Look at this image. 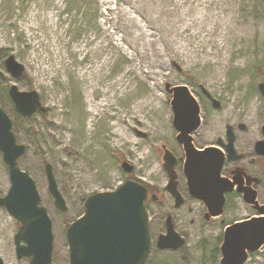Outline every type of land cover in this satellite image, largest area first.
<instances>
[{
    "label": "rangeland",
    "instance_id": "rangeland-1",
    "mask_svg": "<svg viewBox=\"0 0 264 264\" xmlns=\"http://www.w3.org/2000/svg\"><path fill=\"white\" fill-rule=\"evenodd\" d=\"M182 2L0 0V101L13 121L18 143L26 146L18 165L34 179L52 220L54 264L70 263L66 230L84 213L89 195L115 190L130 177L159 192L166 190L169 176L164 168L163 146L177 159L183 156L175 170L178 189L186 202L174 207L168 192L162 199L149 200L153 243L145 264H220L226 225L244 218L248 212L238 205V209L226 211L224 223L220 219L208 222L203 203L190 196L183 171L184 152L176 139L171 94L166 84L187 85L200 101H204L202 87L206 88L222 102L221 109L210 115L216 127L226 121H243L257 134L256 128L264 117V102L257 88L264 81V7L261 0H208V5L214 11L218 9L221 20L231 29L223 37L229 50L228 67L218 80L213 70L201 65L184 68L185 62L177 56L183 43L179 28L188 21L194 24L191 31L200 28L198 15L195 11L188 13ZM205 14L210 15L209 10ZM11 55L25 66L23 79L17 80L7 71L4 61ZM222 55L220 50L218 56ZM238 60L244 61V67H235ZM126 71H130L128 78L133 80V95L124 94L121 88L124 82L118 83ZM143 72L145 75L147 72V77H143ZM218 81L226 91H220ZM12 83L21 91L36 90L48 112L21 116L8 95ZM88 90H96L91 97L95 101L102 99L106 90V96L115 95L111 102L117 112L129 114L126 122L129 133L147 142L146 161L137 162L129 147L108 146L112 119H106L97 135L88 140V132L83 129L90 116L84 110ZM145 98L157 99L149 106L152 111L149 127L140 124L132 113L133 105ZM229 98H234L232 107ZM159 114L167 122L165 129L155 125L160 123ZM157 132L163 135L155 138ZM88 143L91 146L85 148ZM197 145L201 146L198 142ZM123 162L133 166L132 173L124 170ZM46 164H51L66 200L65 212L55 206L48 189ZM153 166L159 168V175L148 176ZM10 187L8 166L0 150V197H5ZM168 216L185 239L178 249L157 246ZM0 218V225L11 223L5 234L0 233V259L5 264H30L29 258L19 259L16 254L15 236L20 222L5 207H0ZM246 264H264V247L251 253Z\"/></svg>",
    "mask_w": 264,
    "mask_h": 264
},
{
    "label": "water",
    "instance_id": "water-1",
    "mask_svg": "<svg viewBox=\"0 0 264 264\" xmlns=\"http://www.w3.org/2000/svg\"><path fill=\"white\" fill-rule=\"evenodd\" d=\"M7 71L22 79L25 66L13 55L5 60ZM166 88L172 94L173 124L177 139L185 152L183 171L189 193L205 201L208 211L205 219L223 215L224 201L220 198L225 181L221 176L224 158L215 148H197L193 133L201 126V109L187 85ZM264 95V83L260 84ZM9 97L22 116L30 117L37 112L45 114L40 95L36 90L21 91L15 84L9 86ZM233 143L230 140V148ZM164 148V168L169 176L167 189L175 197L176 205L183 203L178 190L177 158ZM0 150L8 166L11 187L5 197H0V207H5L21 224L15 236L16 254L19 259L27 257L30 264H54L53 224L47 208L42 204L37 185L31 175L22 170L18 160L24 155L26 146L17 142L13 122L0 102ZM128 173L133 166L122 164ZM243 167H240V169ZM244 169V168H243ZM48 189L55 206L65 212L66 200L56 181L51 164L45 166ZM242 170V169H241ZM245 170V169H244ZM148 187L139 180L128 178L115 190L96 192L84 203L85 212L72 222L66 237L69 245L70 264H145L152 248V235L147 210ZM262 214L264 212L260 211ZM185 243L176 232L171 217L167 219V233L158 238L160 249H178ZM264 246V216L235 222L225 229L220 246L221 264H245L250 253ZM0 264H5L0 259Z\"/></svg>",
    "mask_w": 264,
    "mask_h": 264
},
{
    "label": "bare ground",
    "instance_id": "bare-ground-1",
    "mask_svg": "<svg viewBox=\"0 0 264 264\" xmlns=\"http://www.w3.org/2000/svg\"><path fill=\"white\" fill-rule=\"evenodd\" d=\"M183 5L186 6L187 12L195 11L197 16V25L200 26L198 31H191L193 28V23L188 21L184 27L179 28L178 32L182 38L181 46L178 47L177 56L182 59L184 63V68L194 67V65H201L202 68L213 70L214 77H223L229 61V50L227 49L223 37H226L231 33L229 26L221 20L220 12H217L218 9L214 11L210 5H208V0H183ZM192 6V7H191ZM209 10L210 15H206L205 11ZM217 34V35H216ZM240 36V35H239ZM215 46L218 49L215 50ZM223 52L222 56H218L219 51ZM244 61H237L235 63L236 68H242ZM245 65V64H244ZM160 67V66H159ZM146 75L143 77H147ZM130 71H126L118 80V83L124 82L121 84V88H124V94H131L135 89H133L132 81L128 78ZM144 81V79L142 78ZM220 80V79H218ZM219 82V81H218ZM220 91H226L222 87V83L219 82ZM96 90H88L86 94V112L89 114V119L86 127L84 124V130L87 131L88 140H92L97 133L99 132V126L106 120L112 119L113 122L110 124V141L107 143L109 147H129L135 154V160L137 162L146 161L149 157V152L147 148V142L139 140L133 137L129 130L127 129L126 122L129 117L128 113L123 111H118L114 107L111 100L115 98V95L112 94L110 97L106 96L108 90L105 91L103 98L100 100H93L91 97L94 95ZM156 96V95H155ZM234 98H229V104H235ZM237 99V97L235 98ZM153 100H157L154 98ZM153 100L148 101L147 98L136 102L132 107V113L135 115L136 120L140 124H143L145 127H149L152 123L150 115L152 113L149 106H152ZM58 104V102H56ZM56 104L54 106H56ZM151 104V105H150ZM154 111L157 109L152 108ZM159 113V112H158ZM155 116V114H153ZM160 123H155L156 127L159 129H165L167 122L161 119ZM165 127V128H164ZM101 132V131H100ZM157 132L154 137L159 138L160 134ZM90 143L86 145L85 148H89ZM143 148V149H140ZM142 151L141 153H139ZM148 176H157L159 175V168L153 166L150 171L147 172ZM2 219V218H0ZM11 223L7 222L4 225H0V233L5 234L8 228H10ZM0 235V239H1Z\"/></svg>",
    "mask_w": 264,
    "mask_h": 264
},
{
    "label": "flooded vegetation",
    "instance_id": "flooded-vegetation-1",
    "mask_svg": "<svg viewBox=\"0 0 264 264\" xmlns=\"http://www.w3.org/2000/svg\"><path fill=\"white\" fill-rule=\"evenodd\" d=\"M261 1L264 7V0ZM262 82L264 81H261L260 83ZM260 83H258L257 88L259 96L264 102V95L260 90ZM202 90L204 101H200L198 98L201 108V126L193 134L194 142L198 148H215V152L224 158L221 176L225 181L221 185V190L231 186L233 188L232 190H225L221 194L220 198L224 201V214L221 217L213 218L212 220L220 219L221 223H224V215L226 211L229 209H238V205L245 207L248 212L244 218L236 221L264 216V214L260 212H264V117L261 119V124L256 128L257 134H254L248 124L243 121H226L222 123L221 127H216L212 122L210 115L221 109L222 102L206 88L202 87ZM203 129L206 130L203 132ZM230 140H232L234 146L232 149L230 148ZM177 141L184 152L183 146L178 139ZM197 142L201 144V146H198ZM183 154L185 155V153ZM182 157L183 156L179 157L178 160H181ZM240 167H243L245 170L243 168H241V170ZM165 191H160V196L155 195L153 192L149 193L147 206L150 199L159 200L164 198V193L168 192L170 194L167 188ZM182 196L183 203L177 206L176 199L170 194V199L174 207L179 208L185 204L186 198L183 194ZM194 199L203 203L205 211H208L205 201L197 198ZM167 219L168 218H166L165 221L166 230L164 233H160L158 238L161 234L167 232ZM236 221L234 220L229 224ZM172 223L174 225L173 219Z\"/></svg>",
    "mask_w": 264,
    "mask_h": 264
},
{
    "label": "trees",
    "instance_id": "trees-1",
    "mask_svg": "<svg viewBox=\"0 0 264 264\" xmlns=\"http://www.w3.org/2000/svg\"><path fill=\"white\" fill-rule=\"evenodd\" d=\"M149 189H150V192H153V193H156V194H158V190L156 189V188H154V187H150L149 186Z\"/></svg>",
    "mask_w": 264,
    "mask_h": 264
}]
</instances>
